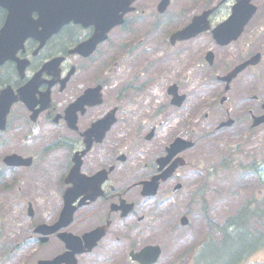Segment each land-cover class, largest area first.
Instances as JSON below:
<instances>
[{
  "label": "flooded vegetation",
  "instance_id": "af4514ba",
  "mask_svg": "<svg viewBox=\"0 0 264 264\" xmlns=\"http://www.w3.org/2000/svg\"><path fill=\"white\" fill-rule=\"evenodd\" d=\"M157 1L136 0L134 10L125 15L120 28L110 30L94 49L85 45L96 33L94 24H67L43 48L38 49L35 38L26 40L27 48L17 53L25 68H19L16 61L0 65V92L8 88L12 98L17 99L9 108L4 130L0 131V136H7L0 144L9 142L10 149L0 157L1 198L12 187L6 182L8 171L13 186L28 185L31 180L39 189L44 179L60 201L58 209L28 224L25 247L49 249L43 256L36 254L33 264L66 253L62 233L82 239L94 230L104 232L103 236L91 251L75 254L74 264H140L132 256L145 248H151L142 258L145 264H192L198 260L196 257L192 260L194 250H202L198 243L191 250L187 245L176 249L167 245L169 241L175 243L171 231L156 237L161 215L169 210L162 208L168 195L190 199L192 184L195 183V189L207 187L200 178L202 175L188 168L191 148H174L178 137L186 139L180 133L187 132V140H191L193 130L184 126L186 119L190 122L188 116L176 124L168 113L189 108L192 98L202 107L205 84L197 97L187 93V87L192 75L205 77V56L209 49L219 52L233 44L230 53L235 61L243 62L256 53L253 41L259 35L258 27H247L236 42L226 47L213 44L209 48L206 33H202L177 41L166 50L170 33L183 29L199 12H191L190 19L179 28L173 27L162 41L157 38L161 17L156 11ZM221 7L212 13L211 23ZM174 23L170 17L169 25ZM161 52L165 54L158 57ZM150 55L152 59L147 66L151 70L144 75L150 72L153 82L160 80V70L173 59L171 69L163 74L176 85V95L169 94L166 87L163 96L154 97L151 93L155 85L143 86L133 81L137 73L118 80L127 62H143ZM53 59L59 60L57 66L51 62L43 67ZM182 61L189 67L188 74L179 71ZM254 71L255 67H250L239 74L227 92V103L238 99L241 104L238 110L234 106L232 112L236 127L243 123L247 126L245 131L251 133L256 129L250 124L252 118L264 113V103L255 102L260 98L247 94L255 80ZM226 73H215V79ZM196 84V89L201 88L200 81ZM216 85L221 89L225 86L217 79ZM235 88L238 90L233 96ZM91 89L94 91L88 92ZM227 111L230 112L229 104L224 109L225 115ZM101 120L104 122L100 123ZM9 155L29 160L30 164L7 166L3 160ZM153 179L156 193L143 194V188H149L147 184ZM68 189L74 194L72 220L65 228L50 231L60 217ZM164 190L165 195L161 196ZM31 204L26 202V206ZM127 209L130 211L126 212ZM27 216L34 219L37 214L33 209ZM39 225L43 226L42 232L37 233ZM80 244L78 251L85 247L83 241ZM155 247L159 250L157 256Z\"/></svg>",
  "mask_w": 264,
  "mask_h": 264
},
{
  "label": "rangeland",
  "instance_id": "374dc122",
  "mask_svg": "<svg viewBox=\"0 0 264 264\" xmlns=\"http://www.w3.org/2000/svg\"><path fill=\"white\" fill-rule=\"evenodd\" d=\"M218 1L171 0L167 13L159 19L160 31L157 38L163 41L167 38V33H170L173 27H181L184 21L192 16L191 12H200L206 7H212ZM254 3L257 5L258 10L252 23H254V27H258L257 31L263 34L264 0H254ZM227 12L228 7H224L221 13L215 15L214 21H220L225 18ZM170 17L175 20V23L171 26L169 25ZM144 21L150 20L145 19ZM150 56V58H145L143 62L134 60L127 62L126 69L119 76L118 80L120 81L122 76L132 77L133 74L136 75L137 73L136 78L133 76V81L136 84L143 86L164 84L161 81L159 83L153 82L150 72L144 75L146 70H151L147 66V63H150L152 59V55ZM229 57L232 56L230 55ZM228 58L220 60V63L216 67L222 68V64L229 61ZM230 64L231 62H229ZM259 66L258 72L263 70V73H261V77L255 79L256 82L250 94H262L264 97V61ZM209 75L210 72L208 71ZM163 78L167 80L168 76L164 74ZM156 89L157 97H160L161 90L159 86ZM208 90L209 95L205 100L207 112L211 110V107L216 102L213 99L215 95L212 93L211 87ZM214 90L217 91V88H214ZM235 107L236 110L241 107L238 99H236ZM204 111L205 109H202L192 114V121L189 122L186 119L184 126L191 127L192 132L197 134L210 131L214 120L208 116L205 121H202ZM189 112L188 110L187 113ZM182 127H179L177 131ZM246 128L247 126L242 123L236 128L234 127L222 132H208L204 134V139L200 140L202 144L191 150L190 153L192 165H189L188 168L195 169V163L203 161L205 172L207 175L208 172L211 173L206 197L210 216L218 224L222 223L225 217L236 213L248 201L264 199V125L256 128L252 133L244 135ZM6 137V134L0 136V143ZM9 150V142L5 145L0 144V157ZM187 154L189 156V152ZM255 166L257 167V171L253 172ZM5 176L6 182L12 187L10 191L6 192V197L1 198L3 195L0 194V264H33L32 260L36 254L45 255L49 249L45 246L39 247L37 250L25 247L28 242V224L32 220L37 221L39 218L42 219L47 213L50 214L54 209H58L60 201L56 199V193L46 185L44 179H42L43 185L39 189H36L31 180L28 181V185L17 184L13 186L8 171L5 173ZM194 186L195 183L192 184V189L189 190L192 193L195 189L193 188ZM160 195L164 196L165 190L162 194L160 192ZM168 197L166 205L162 206V208L169 207V210L167 213L161 215L162 221L158 223L160 228H158L156 237L163 236L165 231H171L175 243L169 241L167 245L174 246L176 249L179 247L183 249V245L190 246L191 244H195L207 231L202 213L196 205L190 206L191 202H189L187 197L181 199H177L176 196L171 195H168ZM27 201L32 203L34 213L37 214L34 219H30L26 215ZM162 208L161 212H163ZM182 215H186L189 218V224L186 227L179 225V218ZM32 254L33 257L31 258ZM255 259L264 264V250H261L255 256Z\"/></svg>",
  "mask_w": 264,
  "mask_h": 264
},
{
  "label": "water",
  "instance_id": "95a60500",
  "mask_svg": "<svg viewBox=\"0 0 264 264\" xmlns=\"http://www.w3.org/2000/svg\"><path fill=\"white\" fill-rule=\"evenodd\" d=\"M131 1L132 0H92L90 2H81V0H0V7L8 10L6 21L0 31V64L6 59H14L13 55L15 50L22 47L24 40L28 36H36L37 26H40L42 30H48L49 33L46 31L44 32L49 35L52 31L57 29L60 22L71 19V17H58L61 13H75L74 15L78 22L92 20L94 22H101V10L103 6H106L107 28L102 25L97 28L98 30L105 32L115 22H120V15L116 14L115 10L119 7L125 8ZM168 3L169 0H161L158 6L159 11L163 12ZM254 12L255 7L250 3V0H237L228 20L212 30L214 38L220 44H226L230 40L235 39ZM32 13L37 14V20L31 18ZM206 15L207 14H204L202 18L194 19L192 24L174 36L176 38H189L196 32L206 29V26L196 29L199 24L206 23ZM47 25L49 26L46 28ZM255 60H257V57L254 61ZM246 65L247 63L240 65L235 69V72ZM234 74L235 73H233V75ZM22 93L23 92L21 91L20 94L22 95ZM13 100L14 99L9 96L8 90H3L0 95V130L5 128L6 114ZM4 162L10 166L30 164L29 160H23L16 155L6 156ZM70 192L71 191L67 192L65 195V206L59 222L54 228L50 229V231L65 227L71 222L74 208L71 206ZM28 213H32L30 208L28 209ZM42 227L43 226H39L36 229L37 232H42ZM96 232L97 231H94L83 236L84 243L88 247V250L93 247L100 237H96ZM60 238L63 239L70 252L58 256L52 261H41L38 264H61L62 262L65 264H74L73 256L75 253L82 252L81 249L79 251L76 249L80 244V239L71 234H61ZM143 255L144 251L135 255L134 260H138L142 263L141 260Z\"/></svg>",
  "mask_w": 264,
  "mask_h": 264
},
{
  "label": "trees",
  "instance_id": "16d2710c",
  "mask_svg": "<svg viewBox=\"0 0 264 264\" xmlns=\"http://www.w3.org/2000/svg\"><path fill=\"white\" fill-rule=\"evenodd\" d=\"M230 221H234L231 219ZM240 221L245 224V219L240 217ZM235 226H239L236 224ZM251 237L246 233L239 232L237 228L233 227V230L228 231L226 237L222 241V247L220 249H215L217 251H208L205 255L207 258V262L205 264H236L237 261L241 260V258L246 255L253 248L252 245L258 242V238ZM264 238V236H259ZM254 245L257 247L261 244Z\"/></svg>",
  "mask_w": 264,
  "mask_h": 264
}]
</instances>
